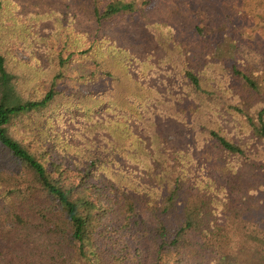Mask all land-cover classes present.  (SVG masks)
Returning <instances> with one entry per match:
<instances>
[{
    "label": "trees",
    "instance_id": "1",
    "mask_svg": "<svg viewBox=\"0 0 264 264\" xmlns=\"http://www.w3.org/2000/svg\"><path fill=\"white\" fill-rule=\"evenodd\" d=\"M189 2L178 25L170 8L136 36L123 28L124 43L100 29L117 17L145 27L135 0L79 3L93 30L72 26L68 9L40 31L20 27L16 1L0 0V40L16 36L46 57L20 81L43 89L19 100L0 52V264H264V77L235 53L241 19L255 14ZM224 38L225 56L215 50ZM131 39L145 41L133 49ZM158 118L182 125L178 141Z\"/></svg>",
    "mask_w": 264,
    "mask_h": 264
},
{
    "label": "rangeland",
    "instance_id": "2",
    "mask_svg": "<svg viewBox=\"0 0 264 264\" xmlns=\"http://www.w3.org/2000/svg\"><path fill=\"white\" fill-rule=\"evenodd\" d=\"M16 1L17 7L13 8V13L16 14V19H18L22 25L20 27L27 28V26H30L31 28L40 31L42 27H52L54 24L55 19H60L62 21L63 17H68V14L65 15L66 11L68 9H71L74 11L73 15V21H71L72 26H76L79 28H82L83 30H93L95 28V23L91 16L89 15V12L83 9L82 3L84 4L86 0L84 1H75L74 3H71L70 0H13ZM140 0H135L137 7V12L134 13L133 18L134 19H143L142 25L149 24L148 22L157 20L160 21L163 18H165L168 14V9L172 8L173 11L176 13L175 18H173L174 23L176 25L177 22H182L186 17L191 16V7L186 8V0H169L166 2H169L166 5H163L164 2L159 6L161 3L159 0H149V3L147 4V10L142 14V6L139 5ZM227 3H234L239 4L242 3L241 11L247 10L246 6L249 5V11L252 13L254 12L255 15H253V18H244L241 19L242 24L239 26L241 28V32L237 35V46L235 47V53L238 54L242 58V67L245 69L247 68H254L258 69L260 74H263L264 77V0H222ZM80 5H79V3ZM192 2V0H191ZM189 2L190 5L195 4L197 0H193V3ZM67 3V4H66ZM76 3L78 6H76ZM66 4V5H65ZM177 11L182 12V9L184 12L187 13H180ZM181 7V8H179ZM56 11L58 13L54 14L52 13V16L50 18H41L37 22L30 21L26 19V15H28L29 12L35 13V14H43L46 12ZM255 16V17H254ZM139 17V18H138ZM62 18V19H61ZM2 23H8V18H3L0 20ZM132 18L127 17H117L115 23L112 26H101V31L105 33H113L116 38L117 37H123L122 42L124 43H130V40L126 39L127 33L122 32V29H128V32L131 35H137L142 28L143 31L147 26L145 27L140 26L139 24H135ZM30 23V24H29ZM141 24V23H140ZM238 27V26H237ZM16 32H14V35ZM210 34V33H209ZM4 35H7L3 30L0 32V38H3ZM126 35V36H125ZM143 35V34H142ZM213 35V34H211ZM210 36V35H209ZM128 37V36H127ZM141 35L138 37L140 38ZM137 38V39H138ZM136 39H131V43H133L132 48L137 49L138 44L143 41L144 39H140L139 41H135ZM145 41V40H144ZM150 42H152L150 40ZM28 46V45H26ZM231 46V43L227 40V38H224L221 40L218 44L215 45V50L220 55H227L228 49ZM164 49L168 47V45L163 44L160 42L157 45V49L160 52H163ZM167 51V50H166ZM0 52L3 54L5 58V64L6 69L11 75V86H12V95L16 96L19 100H24L29 97H33L34 92L33 89L41 90L43 89L44 85L41 83V80L38 79L37 82H40V86H32L33 80L29 83H22L20 81L23 80V77L32 76L33 75V68H37L39 65L44 67L46 57L43 51L38 48H32L30 51L28 48L25 47L24 42L21 39H18L16 36H14V42L11 40H0ZM175 54V52H174ZM33 57H37L39 59L38 62H34ZM26 61L27 63H30L29 65L33 66L32 68L22 66V64H17L16 61ZM37 63V64H36ZM36 64V65H35ZM72 67L76 69V73H85L89 70L88 65L83 66V64H75L72 63ZM73 75V74H72ZM66 85L69 87L70 91L77 92V93H84L88 89V83L82 81V80H76V79H66ZM159 121V131L162 136H164L166 139L172 142H176L180 139L181 134L183 133L182 125L179 122L173 121V119L166 118L161 120L160 118L157 119ZM242 229L236 228L235 232L232 234V237H230L229 242V249L233 250L235 246L237 245V242L241 236Z\"/></svg>",
    "mask_w": 264,
    "mask_h": 264
}]
</instances>
